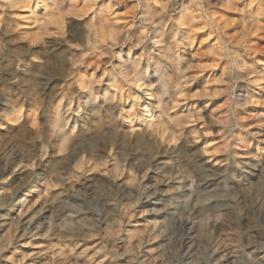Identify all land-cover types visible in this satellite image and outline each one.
Returning a JSON list of instances; mask_svg holds the SVG:
<instances>
[{
	"label": "clouds",
	"instance_id": "obj_1",
	"mask_svg": "<svg viewBox=\"0 0 264 264\" xmlns=\"http://www.w3.org/2000/svg\"><path fill=\"white\" fill-rule=\"evenodd\" d=\"M256 106L264 0H0V264H264Z\"/></svg>",
	"mask_w": 264,
	"mask_h": 264
},
{
	"label": "rangeland",
	"instance_id": "obj_2",
	"mask_svg": "<svg viewBox=\"0 0 264 264\" xmlns=\"http://www.w3.org/2000/svg\"><path fill=\"white\" fill-rule=\"evenodd\" d=\"M15 11H16L17 16L24 14V10H22V9H16ZM52 24L56 25V24H58V21L53 20ZM248 112L253 117L259 116L260 113H264V106L251 107V108L248 109ZM261 119H264V117H261ZM248 123L253 125V128H252L253 132H259L260 134H264V128H259V127L256 126V124H257L256 119H249ZM39 207H40V205L37 204L36 208H33L32 211L28 213V216L33 215L39 209ZM12 215H14V214H12ZM28 216H26L25 218L28 219ZM38 220H39V217L37 218V221ZM5 226H7V223L5 224ZM34 243H38V244H41V245H46L48 243V241L42 240V241H36ZM28 250L29 251H35V249H31V248H29ZM41 259H43V257H41Z\"/></svg>",
	"mask_w": 264,
	"mask_h": 264
},
{
	"label": "bare ground",
	"instance_id": "obj_3",
	"mask_svg": "<svg viewBox=\"0 0 264 264\" xmlns=\"http://www.w3.org/2000/svg\"><path fill=\"white\" fill-rule=\"evenodd\" d=\"M52 22H53V21H52ZM52 22H51V23H52ZM102 38H103V37H101V39H102ZM18 210H19V209H18ZM13 214L15 215V213H13ZM24 219L27 220V218H25V217H24ZM0 223H4V224H6V218H0Z\"/></svg>",
	"mask_w": 264,
	"mask_h": 264
}]
</instances>
